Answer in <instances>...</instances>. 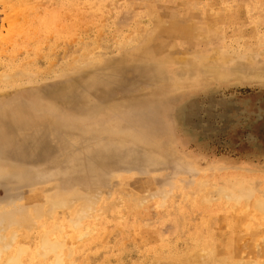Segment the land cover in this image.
I'll list each match as a JSON object with an SVG mask.
<instances>
[{"label": "rangeland", "instance_id": "1", "mask_svg": "<svg viewBox=\"0 0 264 264\" xmlns=\"http://www.w3.org/2000/svg\"><path fill=\"white\" fill-rule=\"evenodd\" d=\"M56 5L75 16V27L36 52L30 40L14 45L22 41L11 32L15 11L0 0L1 213L25 208L38 189L36 209L56 189L95 193L96 228L75 245L77 263L148 264L184 251L197 231L216 238L242 206L217 209L206 222L204 200L185 192L200 177L228 173L264 184V0ZM173 22L204 34H165ZM83 40L98 47L74 60ZM166 52L194 61L163 62ZM218 52L229 59L213 77L199 57ZM128 198L136 206L127 207ZM29 232L37 238V228Z\"/></svg>", "mask_w": 264, "mask_h": 264}, {"label": "bare ground", "instance_id": "2", "mask_svg": "<svg viewBox=\"0 0 264 264\" xmlns=\"http://www.w3.org/2000/svg\"><path fill=\"white\" fill-rule=\"evenodd\" d=\"M57 1L4 0L8 8L15 11V16L11 19V32L22 37L21 42L14 40L16 47H23L30 40L33 50L38 52L47 40L60 38L68 29H74L75 16L71 15L67 18L65 13L57 7ZM19 17L22 21L28 19L29 24L20 27L15 23L16 18ZM186 27L174 23L168 27L165 34L171 36L175 34L181 38H190L192 34L196 36L204 34L200 27ZM10 40L13 39L10 37ZM81 43V52L75 56L74 60L87 58L94 48L98 47L97 43L91 44L90 41L83 40ZM215 54L199 57L205 64L207 73L213 77L222 75L221 65L229 59L224 52ZM163 58L165 60L162 61L168 63L194 61L191 56L177 60L178 57L174 52H166ZM4 83L1 80L0 86ZM255 177L258 179V176ZM219 181L225 184L219 185ZM174 188L182 192L186 190L182 182L175 183ZM102 191L104 190H99V192ZM192 192L204 200L206 222L217 209L224 210L230 205H240L244 211L232 219L226 218L225 222L218 226L219 229H223V232L218 233L216 238L211 234L197 231L191 236L188 247L184 251L171 246L173 249L168 254L163 257L159 255L148 264H264L263 182L241 179L239 176L228 173L223 174L220 180L215 178L214 181L200 177L196 188L185 193L191 195ZM94 194L89 195L88 193L86 196L80 194L79 191L73 194L71 191L64 192L56 189L50 193L49 203L43 209H36L34 206L42 200L41 189H38L26 198L25 208L21 207L11 215H3L0 211V264H89L87 261L77 263L73 258V252L79 241L91 236L95 231V224H91V220L96 218L93 216L95 213V201H92ZM152 195L156 194L152 193ZM103 196L106 198L105 195ZM161 196V202L164 203L168 194ZM112 200L113 198L108 200L109 203ZM105 201H102L103 207L108 208ZM126 206L136 205L129 200ZM227 215L228 212L225 216ZM244 223H247V227L243 226ZM241 224L242 227H240ZM253 224L255 228L252 227ZM33 228H37L35 234L37 238L30 240L32 235L30 238L27 236L30 233L29 230ZM226 233L228 236L221 240L220 237ZM24 238H29V240H23ZM258 248L261 252L259 256L255 253ZM133 264L146 263L139 260Z\"/></svg>", "mask_w": 264, "mask_h": 264}]
</instances>
